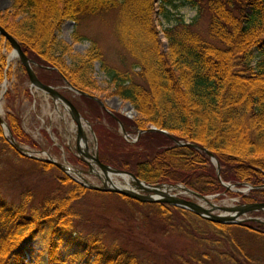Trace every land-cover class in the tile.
Here are the masks:
<instances>
[{
	"label": "trees",
	"instance_id": "trees-1",
	"mask_svg": "<svg viewBox=\"0 0 264 264\" xmlns=\"http://www.w3.org/2000/svg\"><path fill=\"white\" fill-rule=\"evenodd\" d=\"M155 1L12 0V8L0 13V25L32 60L31 67L40 81L56 84L64 77L74 87L94 95L100 88L90 69L97 60L111 83L108 92L132 105L136 117L116 111L114 115L127 131L143 129L134 141L124 140L101 123L93 126L102 162L131 171L150 183L179 182L200 194L223 190L209 155L190 145H177L171 137L190 141L216 158L220 179L253 185L241 195L243 200H263L264 0H158V10L165 16L169 12L166 4L176 7L185 3L198 13L206 12L205 31L213 39L191 27V21L176 16L173 24L163 27L165 47L154 23ZM111 10L115 12L113 29L120 59L125 62L126 56L130 57L124 68L107 64L93 39L78 53L56 36L60 23L70 19L71 36L82 38L75 30L82 18ZM18 14L19 18H14ZM2 47L11 49L0 34V81L9 74ZM252 48L263 54L255 57ZM64 54L70 58L68 63ZM17 64L22 74L15 68V76H27L19 60ZM14 92L11 86L3 95L11 97ZM68 99L88 119L100 121L103 115L117 126L116 119L93 98L78 94V99ZM3 118L17 142L33 143L21 128L17 112L7 109ZM149 125L163 128L167 134L147 130ZM31 158L43 167L51 163ZM60 179L72 184L67 193L45 198L40 206L28 204L26 191L15 203L0 200V264H144L131 250L118 243L105 247L93 235L88 244L80 242L72 250L61 246L63 233L70 234L71 219L77 216L70 202L87 187L64 172ZM116 193L151 206L166 219L170 214L178 217L190 213L165 202L141 201ZM254 213L264 215V209ZM199 219L219 231L230 225L244 227L264 241V223L258 220L221 223Z\"/></svg>",
	"mask_w": 264,
	"mask_h": 264
},
{
	"label": "rangeland",
	"instance_id": "rangeland-1",
	"mask_svg": "<svg viewBox=\"0 0 264 264\" xmlns=\"http://www.w3.org/2000/svg\"><path fill=\"white\" fill-rule=\"evenodd\" d=\"M11 3L12 0H0V13L10 10ZM155 5L154 23L164 47L166 40L162 32L163 27L173 24L176 16L181 17L184 22L191 21V27L197 29L207 39L213 40L205 31L206 12L198 13L194 6L185 3L176 7L166 4L165 8L169 12L165 16L163 11L158 10V0L155 1ZM19 16L18 14L14 18ZM114 20L115 12L112 10L82 18L75 27L76 33L82 35V38L75 40L71 36L73 21L65 19L55 33L58 38L70 44L72 52L82 53L90 39L95 40L107 64L124 68L130 57L126 56L125 62L120 59L119 43L113 29ZM10 51L11 49L5 50L3 47L1 49L6 56ZM252 52L255 57L263 54L255 48H252ZM64 58L68 63L70 58L66 54ZM17 60L15 56L9 60L6 59L5 66H9V74L3 76L4 84H0V115L3 116L7 109L17 112L21 128L33 143H20L29 152L19 155L6 140L1 129L0 137L4 140L0 138V200L15 203L26 191L29 196L28 204L40 206L45 198H58L67 193L72 184L70 181L60 179L62 172L65 173L66 170H61L52 162L48 167H43L31 158L34 157L33 155L38 158L48 156L64 165L68 163L80 171L88 182L101 185V176L91 172L87 162L81 159L75 128H72L68 122L74 123L69 113L48 93L31 85L25 74L20 75L21 77L15 76L14 72L21 70ZM20 72L22 74V70ZM90 75L100 88L94 91V95L101 97L105 108L113 114L116 111L129 118L136 117V111L128 101L108 92L111 83L100 68L99 61L92 62ZM51 85L56 86L66 98L78 99V94L63 80ZM11 86L15 87V92L11 93V97H5L4 91ZM84 111L87 112L86 109ZM80 116L87 120L92 130L93 126L101 123L121 134L119 125L117 124L115 128L103 115L100 121L88 119L81 114ZM88 126H86V132L90 137L89 150L94 153L97 151V136L94 130H89ZM136 132L137 130L133 129L127 131L130 137H133ZM128 140L131 142L130 139ZM84 158L87 159L86 156ZM96 169L99 171L97 166ZM66 173L71 176L67 171ZM99 174L102 175V173ZM111 176L113 183L123 182V178L119 175ZM72 177L77 179L74 175ZM230 187L204 195L208 196L209 201L214 204L231 205L245 202L241 195L248 192V185L242 183ZM227 190L234 194L227 193ZM172 191L179 196L197 199L193 194L180 191L178 188ZM198 200L201 201V199ZM204 205L207 204L204 203ZM70 207L77 216L71 219L69 230L71 236L63 233L66 235L62 238L61 246L63 245L66 250L74 249L80 242L88 244L90 241L88 239L93 235L98 237L97 243L105 247L118 243L131 250L144 264H264L262 237L235 225L219 231L200 220L192 211H190L192 214L178 215V217L170 214L171 217L166 219L155 213L151 206L124 199L116 192L93 188H86L78 197L71 200ZM254 211L257 210L239 214L237 218L243 221L246 216H250L264 222V215ZM65 240L67 242H64Z\"/></svg>",
	"mask_w": 264,
	"mask_h": 264
},
{
	"label": "water",
	"instance_id": "water-1",
	"mask_svg": "<svg viewBox=\"0 0 264 264\" xmlns=\"http://www.w3.org/2000/svg\"><path fill=\"white\" fill-rule=\"evenodd\" d=\"M0 34L10 43L11 45V51L14 52V56L20 61L22 66L24 67V70L27 75V79L29 83L38 89L43 90L44 92L48 93L52 99L57 98L59 103L62 104V106L66 109V111L69 113L70 117L73 118L76 121V133L77 136L81 132V127L79 125V122L77 120V116H80L79 112L77 109L74 107L72 102L66 98L58 89L56 86L44 83L40 81L37 76L35 75L30 62L32 60L28 58L25 53L22 51L19 43L17 40L9 34L1 25H0ZM6 59L7 56H6ZM62 80L68 85L69 88L74 90L78 94H84L86 96H89L96 100L101 107L107 111L109 114H111L115 119L117 124L120 126L122 129V125L118 118L110 112L107 108H105L102 100L98 98L95 95L88 94L73 85H71L64 77H62ZM0 84H4V79ZM85 120V119H84ZM87 123V120H85ZM0 127L2 129L3 135L6 137V140L15 148L17 149L20 153H28V149L24 146H22L19 142H17L11 135V132L9 131L7 124L4 121L3 116L0 115ZM147 130H158L162 133L167 134V131L163 128H156L153 125H150L146 128ZM89 130H91L89 128ZM141 131V130H140ZM139 132V131H138ZM172 140L174 141L175 144L177 145H190L193 146L197 149H201L204 152H206L209 155V160L212 162L214 166V170L217 174L218 179L220 180V183L224 185L225 188H228L230 186H234L238 182H228V181H223L220 179L219 174H218V163L216 158L212 155L211 152H209L205 147L197 145L193 142L190 141H183V140H178L173 137H171ZM81 159L85 160V156L90 158L92 163L96 165L99 169L98 172H94L98 175L99 173H102V175L105 177L107 176L108 172H113L120 177H122V174H128L131 178L130 181L135 187L133 188H124L121 187L113 182L110 181H105L103 177H101V185H95L93 183H90L87 181L85 177L82 178V180H77L74 177H72L74 180L82 184L84 187L87 188H93L96 190L100 191H115L119 192L121 194H124L129 197H133L135 199L141 200V201H160V202H165L169 203L184 209H188L198 215L201 218L204 219H209L211 221L215 222H221V223H236L242 221L241 219H238L237 216L239 214H245L247 211L251 210H259V209H264V199L263 200H252V201H245V202H240L237 204H231V205H220V204H214L213 202L209 201L208 197L204 194H200L190 188H188L185 185L177 184V183H166V182H156V183H150L147 182L137 176H135L131 171L120 169L114 166H111L107 163L102 162L98 156L97 152L95 151L92 155L88 156L83 149H81ZM35 158H38V156L33 155ZM40 159L52 162L54 165L59 167L61 170L65 171V165L57 161L51 157H40ZM87 162V161H86ZM89 167L91 168L90 164L87 162ZM66 172V171H65ZM91 172H93L91 170ZM101 176V175H100ZM254 186H261L260 185H254ZM264 186V185H263ZM163 189L161 190V188ZM253 187V185L248 184V188ZM178 188L179 190L186 191L190 194H193L199 199H202L207 206H204L201 202H198L197 200H192L189 198H185L183 196H179L176 192L172 191L173 189ZM231 188V187H230ZM237 190V189H236ZM158 192V193H157ZM252 217L246 216L243 220L245 219H250ZM254 219V218H252Z\"/></svg>",
	"mask_w": 264,
	"mask_h": 264
},
{
	"label": "bare ground",
	"instance_id": "bare-ground-1",
	"mask_svg": "<svg viewBox=\"0 0 264 264\" xmlns=\"http://www.w3.org/2000/svg\"><path fill=\"white\" fill-rule=\"evenodd\" d=\"M14 57V52L13 51H10L9 55H7V58L8 60L13 58ZM54 101H58L57 98L54 99ZM59 102V101H58ZM1 103V102H0ZM71 118V117H70ZM71 120L75 123H72L71 121H68L71 125L72 128H75V131H76V121L71 118ZM77 120L79 122V125L81 127V132L79 133V135L77 136V133H76V139H77V143H78V146H79V151L81 152V149H83L85 151V153L90 156L92 155L93 153L90 152L89 150V136L86 132V126H87V123L85 122V120L83 118H81V116H77ZM87 159H85L91 166L90 168V171L92 170L93 172H98V170L96 169V166L93 165L92 161L90 158L86 157ZM65 170L72 175H74L78 180H82V178L84 177V175H82L80 173V171L76 170L73 166L69 165L68 163H66L65 165ZM115 173L113 172H108L107 176H103L101 175V177H103V179L105 181H110L112 182V176ZM117 175V174H116ZM122 178H123V182L122 183H119V182H115V184L121 186V187H124V188H135L133 186V184L131 183L130 181V176L128 174H122ZM132 185V186H131ZM163 189V187L161 188V190ZM158 193V192H157ZM208 197V196H207Z\"/></svg>",
	"mask_w": 264,
	"mask_h": 264
}]
</instances>
